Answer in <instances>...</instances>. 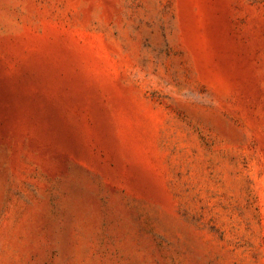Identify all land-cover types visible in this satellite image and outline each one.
I'll use <instances>...</instances> for the list:
<instances>
[{
	"label": "rangeland",
	"instance_id": "obj_1",
	"mask_svg": "<svg viewBox=\"0 0 264 264\" xmlns=\"http://www.w3.org/2000/svg\"><path fill=\"white\" fill-rule=\"evenodd\" d=\"M0 264H264V0H0Z\"/></svg>",
	"mask_w": 264,
	"mask_h": 264
}]
</instances>
